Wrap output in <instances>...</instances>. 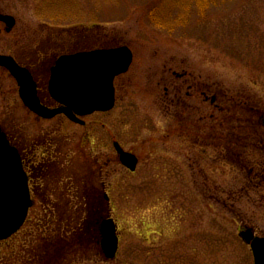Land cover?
<instances>
[{"label":"rangeland","instance_id":"rangeland-1","mask_svg":"<svg viewBox=\"0 0 264 264\" xmlns=\"http://www.w3.org/2000/svg\"><path fill=\"white\" fill-rule=\"evenodd\" d=\"M0 10L16 17L25 38L41 40V49L67 41L73 50L127 45L134 53L117 79L113 110L51 134L61 159L51 151L48 169L68 188L83 181L84 217L73 214L67 229L38 233L32 224L39 221L29 216L17 242L0 243L3 260L8 246L24 256L36 244L40 254L47 250L43 264H253L238 232L250 226L264 236V0H1ZM13 40L0 35V52L12 54ZM163 65L192 72L218 98L212 107L199 94L187 100V130H176L171 100L191 80ZM228 134L240 143L227 150ZM112 140L138 154L135 172L118 161L100 166L113 155ZM64 197L76 212L79 201L70 191ZM99 202L117 226L114 260L77 231L82 218L90 221L88 203Z\"/></svg>","mask_w":264,"mask_h":264},{"label":"flooded vegetation","instance_id":"flooded-vegetation-1","mask_svg":"<svg viewBox=\"0 0 264 264\" xmlns=\"http://www.w3.org/2000/svg\"><path fill=\"white\" fill-rule=\"evenodd\" d=\"M0 14L9 15L14 18V25L9 31H7L5 23L0 21V35L14 34L15 36V41L13 40V43H10L13 47L12 54H5L2 52L0 53L13 57L18 65L28 70L32 81L34 82L36 96L39 100V103L43 107L49 109L62 108V104L55 100L49 91V81L52 76V68L55 66L57 59L62 55L95 50L96 48L83 47L73 50L72 48H68L69 45L66 44L67 41H64V44L66 45L62 44L61 41V44H59V42H55L53 46H49V48L47 47L48 49H41V40L37 39L36 36H34L35 38L32 37L31 40L25 38V36L22 34L23 30L22 28L18 27L17 19L14 15L5 13L1 10ZM133 60L134 53L132 63ZM166 68L167 67L163 65L162 70L170 71L172 75L178 80L185 77H188L191 80V82L187 84L180 82L179 85L175 87L176 92L174 93V96L171 100L172 104L175 105L176 111L174 115L176 116V120L179 123L178 127H176V130H179L180 127H184L183 129L187 130L186 127L181 123L182 120H184V116H186L187 113L191 112L192 110L191 106L188 105L187 100L192 99L194 96L199 94L203 96V102L205 104L208 103V105L212 107L213 97H215V99L218 98L216 95H212L211 85H202L201 83H198L197 78L192 72H189L184 68L182 72L178 74L170 67L167 69ZM121 76L122 75L117 76L114 80L116 101L117 79ZM201 86H204L205 88L201 89ZM184 87H187V90L184 94H182ZM164 90L166 94H168L167 88ZM0 99L2 100L0 102V128L5 134L10 146L18 154V158L28 183L30 197L32 200V205L29 208L28 215L32 216V218H34L36 221H39L37 224H32L33 230L37 232L38 229L39 231H42V228H45V230L48 231L58 232L67 229V219L69 216L72 217L74 214L75 217H84L86 213L84 210V205H81V200L85 199L83 195L84 184L83 181L80 184V181L74 179L71 182L73 188H68V185L62 180L61 182H57L56 180L54 182L53 173L48 169V162L51 158L49 156H51L52 153H54V155L55 153H59V143L54 140L56 137L53 139L51 138V134L56 133V136L62 134L63 132L58 133L57 128L61 129L64 125H67L68 122L73 124L77 123L69 120L68 116L62 112L55 114L50 118H45L30 110L24 104V101L21 98L18 81L13 78L8 70L3 67H0ZM12 105H14L13 109L10 107ZM8 107H10L9 110ZM220 110L227 112L229 108L221 107ZM200 119L201 121L204 120L205 116L201 117ZM209 119H213V116L211 115ZM84 124L85 123L81 124V126ZM50 125L52 126V129L49 128ZM190 132H192V129L188 130V133ZM85 137L86 136H84L83 139ZM114 142L116 141L112 140V146ZM53 150L54 152L51 153ZM113 151V155L107 158V161L103 162L104 165H100L99 163L101 167L108 165L111 161H119L114 146ZM57 155H59V159H61L60 153ZM138 158L140 160L139 156ZM92 172L93 175L91 177L94 179V171ZM93 179V197L99 198L100 191L96 187V183L94 182L95 180ZM69 191L72 193V196L74 195L75 199L79 201L80 205L76 209V212H74V210H68V200L66 197H64V195ZM88 204L90 206L89 213L87 214L88 217H93L95 208L100 210V208L103 207L101 202L94 206L91 205L92 203ZM105 212L106 211L103 208L104 215H106ZM37 218L42 219L37 220ZM81 224L83 225V218L80 222H78V229L82 228Z\"/></svg>","mask_w":264,"mask_h":264},{"label":"water","instance_id":"water-1","mask_svg":"<svg viewBox=\"0 0 264 264\" xmlns=\"http://www.w3.org/2000/svg\"><path fill=\"white\" fill-rule=\"evenodd\" d=\"M0 21L5 23L7 31L14 25V18L9 15L0 14ZM131 62L132 52L126 46L62 55L52 68L49 90L64 107L48 109L40 105L30 73L18 66L10 56L0 54V66L5 67L18 81L26 106L46 118L62 112L77 123H83L77 115L106 112L114 107V78L127 72ZM113 146L120 163L134 171L137 157L125 151L118 142H114ZM30 206L27 180L18 154L0 129V241L8 239L21 228ZM99 231L101 253L105 260H113L118 250L113 219L101 220ZM238 235L249 245L253 264H264V236L255 235L250 227L240 230Z\"/></svg>","mask_w":264,"mask_h":264},{"label":"trees","instance_id":"trees-1","mask_svg":"<svg viewBox=\"0 0 264 264\" xmlns=\"http://www.w3.org/2000/svg\"><path fill=\"white\" fill-rule=\"evenodd\" d=\"M229 110H230V108H229ZM249 123H251V122H249ZM221 125L222 124H220V126ZM221 127L224 128V126H221ZM232 129L233 128H230L229 130H232ZM240 129H241V126H238V128H236L235 131L236 130H240ZM220 138L223 139L222 136ZM225 141L228 142V147L226 148L227 150H228V148L230 146H232L234 144H239L240 143V141H238L237 138L231 137V135H229V134H228V138ZM103 214L104 213H103L102 210H97L95 212L94 220L95 221L100 220L103 217ZM84 220L85 219H83V225L81 224V226H82L81 230L83 231L84 239L86 241L88 239L91 240L92 242L96 241L97 240V236H98L96 225H94V227H91V225L88 223L89 221H85L84 222ZM42 230H43V228H42ZM37 231L38 232H41V231H39V229ZM9 240H12L13 242H17V238H16L15 235L13 237H11ZM3 243H5V242H3ZM7 243H5V245H3V249H5L4 246H6ZM13 246L14 245H11V246H8V248H7L8 251H9V249L12 250L8 254L9 255V258L7 260H3L4 257H5L4 254L6 253V251H1L2 254H0V264H16L17 261H21L22 264H43V258L46 259V257L48 256V255H46V253H47V250L46 249L43 250V254H40V251L37 249V246L36 245H32L31 246V254L27 251V253L24 252V256L23 255L20 256L18 254L17 250L14 253V251H13L14 250V247ZM30 255H32V257ZM2 261H7V263L6 262H2Z\"/></svg>","mask_w":264,"mask_h":264}]
</instances>
